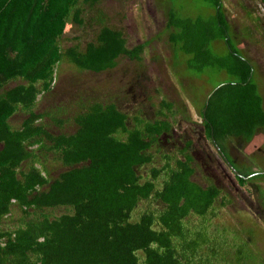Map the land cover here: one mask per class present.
Masks as SVG:
<instances>
[{
	"label": "trees",
	"instance_id": "16d2710c",
	"mask_svg": "<svg viewBox=\"0 0 264 264\" xmlns=\"http://www.w3.org/2000/svg\"><path fill=\"white\" fill-rule=\"evenodd\" d=\"M109 1L126 4L0 0V264H250L228 219H264V81L227 0H196L208 17L157 0L164 25L135 45L99 9ZM158 50L188 56L182 86L210 72L216 85L195 101L143 72L120 94L41 109L62 66L143 70Z\"/></svg>",
	"mask_w": 264,
	"mask_h": 264
},
{
	"label": "rangeland",
	"instance_id": "374dc122",
	"mask_svg": "<svg viewBox=\"0 0 264 264\" xmlns=\"http://www.w3.org/2000/svg\"><path fill=\"white\" fill-rule=\"evenodd\" d=\"M125 3V5H122L118 1H109L100 5L99 9L110 17L113 25L124 28L130 36L131 45L139 44L148 35L154 34L160 23H162L161 27L164 25L163 13L158 8L159 6H157V0H126ZM180 4L186 8L183 10L184 12L203 17L211 15L203 2L196 0L186 2L185 0H181ZM227 8L228 18L233 27H235L234 32L244 37L240 42V48L256 65L254 66L255 79L258 80V73H260L264 81V38L262 37V30L257 31L259 30L257 29L256 31H252L255 30L254 23L246 15L247 10L252 11L254 17L259 18L261 20L260 24H262L264 22V5H262L261 0H227ZM158 53H160L159 50ZM155 54L153 53V55ZM151 55L148 53L145 56L143 70L139 68L137 63L125 57L119 59L116 69L100 74L77 72L70 66L64 65L62 66L63 75H61L60 81L58 80L56 84L55 93L50 96L46 95L43 98L41 109L49 108L55 103L58 104L59 101L63 103L73 102L76 94L83 90L92 92L97 89L100 95L103 96L111 91H116L117 94H120L121 90L132 86L135 81L136 83L139 80L143 82V78H137L139 76L138 73L143 72L148 78L154 80L146 81L149 88H153L155 86L154 83H159L165 88L171 87L173 84L180 90L183 97L186 99L190 97L195 101H199L204 97L209 87L215 86L217 83L216 76L211 77L210 72L202 75L200 82L193 77L192 82H185L186 87H184L181 80L185 73L189 78L193 74L186 68L188 56L184 55L183 59L181 57L176 59L170 50L168 52L162 50L160 56H156L153 61ZM18 119L16 118V120ZM263 140L264 137H262V140L257 141L262 147ZM259 145L253 144L252 146L258 147ZM254 165L257 166V164ZM258 169L260 172H264V165L258 166ZM261 186L264 187V180H262ZM233 215L237 218L228 219L229 224L233 226L231 232L235 235L234 238L236 240L243 241L244 239L249 241L250 250L253 253L250 254L249 251V256L251 255L252 257L250 264H264V219L254 218L250 212L246 211ZM231 245L232 241L230 240L226 248H230ZM246 248L248 247L246 246Z\"/></svg>",
	"mask_w": 264,
	"mask_h": 264
}]
</instances>
